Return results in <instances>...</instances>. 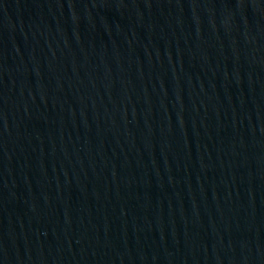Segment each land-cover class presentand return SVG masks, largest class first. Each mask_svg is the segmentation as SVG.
Here are the masks:
<instances>
[{
  "label": "water",
  "instance_id": "obj_1",
  "mask_svg": "<svg viewBox=\"0 0 264 264\" xmlns=\"http://www.w3.org/2000/svg\"><path fill=\"white\" fill-rule=\"evenodd\" d=\"M0 264H264V43Z\"/></svg>",
  "mask_w": 264,
  "mask_h": 264
}]
</instances>
